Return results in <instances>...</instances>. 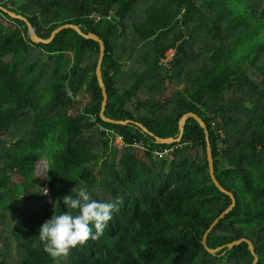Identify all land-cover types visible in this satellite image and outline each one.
<instances>
[{
	"label": "trees",
	"instance_id": "trees-1",
	"mask_svg": "<svg viewBox=\"0 0 264 264\" xmlns=\"http://www.w3.org/2000/svg\"><path fill=\"white\" fill-rule=\"evenodd\" d=\"M0 5L41 39L65 23L99 36L105 116L130 121L100 117L98 42L67 28L33 43L0 10V264H251L246 242L226 246L240 238L264 264V0ZM188 112L205 122L215 177L235 199L208 233L209 248L225 245L213 254L202 238L231 198L211 180L204 131L188 118L179 143L156 140L176 137ZM82 186L119 199L118 211L96 240L52 257L39 227Z\"/></svg>",
	"mask_w": 264,
	"mask_h": 264
},
{
	"label": "clouds",
	"instance_id": "clouds-1",
	"mask_svg": "<svg viewBox=\"0 0 264 264\" xmlns=\"http://www.w3.org/2000/svg\"><path fill=\"white\" fill-rule=\"evenodd\" d=\"M119 199L104 202L94 199L86 186L75 195L62 198L65 211L53 214L38 230L44 250L52 257L66 256L71 248L96 240L104 233L113 213L118 211Z\"/></svg>",
	"mask_w": 264,
	"mask_h": 264
},
{
	"label": "water",
	"instance_id": "water-1",
	"mask_svg": "<svg viewBox=\"0 0 264 264\" xmlns=\"http://www.w3.org/2000/svg\"><path fill=\"white\" fill-rule=\"evenodd\" d=\"M0 10H2L3 12L7 13L10 17L12 18H17V19H20L22 21H24L27 25V28H28V31H29V34H30V39L33 43H49L57 33H59L61 30L63 29H67V28H71L73 30H75L77 33H79L80 35L84 36L85 38H88V39H92L96 42L99 43V57H98V61H97V65H96V77H97V81H98V84L101 88V91H102V102H101V109H100V117L103 121L105 122H110V123H113V124H121V125H125L127 123H130L129 120H113V119H109L105 116V106H106V103H107V94H106V88H105V85L103 83V79H102V73H101V64H102V61H103V56H104V51H105V46H104V43L103 41L99 38V36H97L96 34H93V33H90V34H84L78 26L74 25V24H71V23H65V24H62L58 27H56L55 29L52 30L49 38L47 39H41L40 37H38L32 27V25L30 24V22L25 18L23 17L22 15L20 14H17L13 11H10L6 8H3L1 5H0ZM188 118H193L196 120V122L200 125V127L203 129L204 131V134H205V141H206V153H207V161H208V166H209V174H210V177H211V180L212 182L215 184V186L220 190L222 191L223 193H226L227 195L230 196L231 198V204L226 208L224 209L214 220L213 222L210 224V226L208 227V229L205 231L204 235H203V238H202V244L204 246V248L210 252V253H215L216 251L220 250L221 248H223L225 245L223 246H220L216 249H211L207 246V236H208V233L212 230V228L218 223L219 220H221L233 207H234V204H235V199H234V196L228 192L227 190H225L218 182V180L216 179L215 177V174H214V169H213V159H212V152H211V147H210V141H209V134H208V130H207V127H206V124L205 122L195 113L193 112H188V113H185L180 119H179V122H178V135L176 137H168V138H156V140L160 143H165V144H171V143H179L182 139V136H183V130H184V125H185V122ZM138 127H140L142 129V131L148 133L147 129L140 123H135ZM150 135H153L152 133L149 132ZM40 171H43L44 172V175H45V178L47 176V171H48V164H47V161L44 160V159H40L37 164H36V170H35V175H37ZM241 242H246L248 244V249L250 250L251 254L253 255V260H252V263L251 264H256L257 261H258V257L257 255L255 254V251H254V246L252 244L251 241L245 239V238H240L238 240H235V241H232L231 243L227 244L226 246L228 248H232L233 246H236L238 244H240Z\"/></svg>",
	"mask_w": 264,
	"mask_h": 264
},
{
	"label": "built area",
	"instance_id": "built-area-1",
	"mask_svg": "<svg viewBox=\"0 0 264 264\" xmlns=\"http://www.w3.org/2000/svg\"><path fill=\"white\" fill-rule=\"evenodd\" d=\"M98 19H99V17L96 18V20H98ZM101 129H102V128H101ZM116 140L119 141V144H117L118 146H121V145L123 144L122 139H121L120 136H117V137H116ZM140 144H141V143H139V144H137V145L140 146ZM167 152H168V151L165 150L163 153L166 154ZM42 194H43V195H48V194H49L46 183H45L44 186L42 187Z\"/></svg>",
	"mask_w": 264,
	"mask_h": 264
},
{
	"label": "rangeland",
	"instance_id": "rangeland-1",
	"mask_svg": "<svg viewBox=\"0 0 264 264\" xmlns=\"http://www.w3.org/2000/svg\"><path fill=\"white\" fill-rule=\"evenodd\" d=\"M171 53H172V51H168V52H166V55H167V56H170ZM115 143H116V144H119V141L116 140ZM42 159L46 160L45 158H42ZM36 177L39 179V181H40V186H41V183L43 182V180H44V178H45L44 172H43V171H40V172L36 175ZM16 179H17V178H16Z\"/></svg>",
	"mask_w": 264,
	"mask_h": 264
}]
</instances>
